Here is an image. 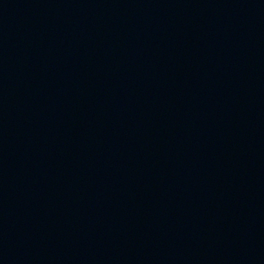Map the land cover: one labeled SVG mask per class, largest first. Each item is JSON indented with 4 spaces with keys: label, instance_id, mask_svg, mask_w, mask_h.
I'll return each mask as SVG.
<instances>
[{
    "label": "water",
    "instance_id": "obj_1",
    "mask_svg": "<svg viewBox=\"0 0 264 264\" xmlns=\"http://www.w3.org/2000/svg\"><path fill=\"white\" fill-rule=\"evenodd\" d=\"M0 264H264V0H119L0 56Z\"/></svg>",
    "mask_w": 264,
    "mask_h": 264
}]
</instances>
